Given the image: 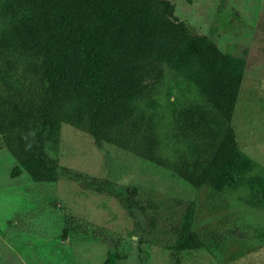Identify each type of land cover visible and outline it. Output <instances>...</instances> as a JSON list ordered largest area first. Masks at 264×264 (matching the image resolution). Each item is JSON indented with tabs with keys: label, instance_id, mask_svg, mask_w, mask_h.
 <instances>
[{
	"label": "trees",
	"instance_id": "1",
	"mask_svg": "<svg viewBox=\"0 0 264 264\" xmlns=\"http://www.w3.org/2000/svg\"><path fill=\"white\" fill-rule=\"evenodd\" d=\"M248 57V50L225 53L210 37L195 34L169 0H0V151L16 162L11 178L76 183L88 198L117 201L133 220L140 214L148 229L136 221L144 246L135 257L146 264L154 241L143 237L162 218V201H141L138 186L117 183L111 174L62 167L67 125L100 149H120L191 186L193 199L168 197L179 218L163 249L173 264H184L185 252L215 256L227 238L199 226V193L237 197L264 212V167L242 150L233 127ZM23 220L7 221L10 232L21 228L13 233L23 239L44 236L43 243L51 237L62 248L75 243L78 249L103 243L104 264H122L133 254L120 249V234L84 226L71 214H62L53 235L46 231L51 221L39 220L40 234L25 237ZM256 238L261 244L252 251L259 253L264 230ZM77 253L83 261L84 251Z\"/></svg>",
	"mask_w": 264,
	"mask_h": 264
},
{
	"label": "rangeland",
	"instance_id": "2",
	"mask_svg": "<svg viewBox=\"0 0 264 264\" xmlns=\"http://www.w3.org/2000/svg\"><path fill=\"white\" fill-rule=\"evenodd\" d=\"M169 1L175 5L176 16L181 21L186 22L195 34L210 37L223 52L230 51L242 56L248 50V68L233 127L242 150L264 167V0ZM172 77L168 75L167 78ZM62 133L58 155L62 167L94 176L106 177L111 174L117 183L138 186L141 201L150 197L162 201V218L157 227L150 228V233L143 237L147 242L154 241L150 260L146 264H173L163 246L172 240L173 224L179 217L176 208H171L168 197L170 201L173 197L187 201L195 197L194 189L181 180L184 185L169 177L166 170L146 162L143 164L144 161L120 149L98 148L91 137L67 125L63 126ZM15 165L7 150L0 151V264H46L48 257L53 258L54 264H60L62 259L66 260H62L66 264H104L108 247L103 243H85L79 249L73 243L62 248L59 242L49 241L51 237L43 243L41 239L44 236H40V239L37 236L23 239V235L21 238L13 233L21 228L14 227L10 232L7 227L9 219H27L23 231L26 237L31 233L40 234L42 229L37 221H51L46 231L53 235V229L57 230L58 226L55 223L62 218V214L79 217L80 222L89 228L97 229L98 225H103L120 234L124 239L120 249L125 252L132 249L133 252L122 264L139 263L135 255L139 257L140 246L144 244H140L143 234L135 226L136 221L148 229L147 220L140 214L133 220L117 205V201L96 196L88 198L76 183L65 180L55 185L36 183L27 174L18 179L11 178ZM218 204L222 206L221 209H215ZM197 206L199 226L211 227L225 235L227 241L223 248L214 253L215 256L206 252L183 253L184 264H264V250L259 253L252 251L261 244L256 235L257 231L264 230L263 211L250 210L237 197L213 198L209 191L199 193ZM26 207L28 209L25 210ZM239 219L240 224H237ZM243 220L249 222L245 224ZM100 236L103 241L106 239ZM54 249L60 250L56 256L53 255ZM80 250L84 251L81 253L83 261H80L78 253L75 255ZM50 252L52 255H49Z\"/></svg>",
	"mask_w": 264,
	"mask_h": 264
}]
</instances>
